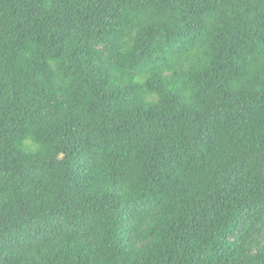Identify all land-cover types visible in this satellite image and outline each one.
Here are the masks:
<instances>
[{
    "label": "trees",
    "instance_id": "16d2710c",
    "mask_svg": "<svg viewBox=\"0 0 264 264\" xmlns=\"http://www.w3.org/2000/svg\"><path fill=\"white\" fill-rule=\"evenodd\" d=\"M0 264H264V0H0Z\"/></svg>",
    "mask_w": 264,
    "mask_h": 264
}]
</instances>
